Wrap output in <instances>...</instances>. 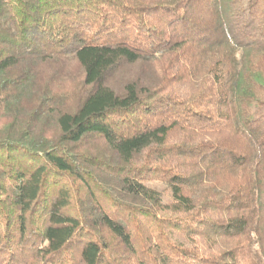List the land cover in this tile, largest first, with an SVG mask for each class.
Masks as SVG:
<instances>
[{
	"label": "trees",
	"instance_id": "16d2710c",
	"mask_svg": "<svg viewBox=\"0 0 264 264\" xmlns=\"http://www.w3.org/2000/svg\"><path fill=\"white\" fill-rule=\"evenodd\" d=\"M0 264H264V0H0Z\"/></svg>",
	"mask_w": 264,
	"mask_h": 264
},
{
	"label": "rangeland",
	"instance_id": "374dc122",
	"mask_svg": "<svg viewBox=\"0 0 264 264\" xmlns=\"http://www.w3.org/2000/svg\"><path fill=\"white\" fill-rule=\"evenodd\" d=\"M68 74L65 76L66 79L73 78V75L79 74L80 69L75 64L74 61H70L68 66ZM64 71L57 72V78L62 75ZM108 85H110L115 91L118 93H122L125 89V87L129 83H136L140 87L144 88H152L155 84L159 82L158 80V74H157V67L156 70L154 66L151 64H148V62L140 61L136 63H125L121 66L115 68L110 74V76L107 79ZM181 91L185 92L186 88L182 87L180 88ZM189 89V88H188ZM75 151V150H74ZM76 153H79L80 155L85 156H101V155H110V151L104 145L103 141L98 138H89L84 143L80 144L78 146V149L76 150ZM93 172L95 175L100 176V173L98 170H94ZM151 182V181H150ZM105 185L109 188H111V192L116 196L120 197L121 194H119L116 186V182L113 180L107 181L105 180ZM151 185H154L156 188H158L164 198V202L167 203L171 200L170 193L168 187L160 181H155L153 183H150ZM74 204L77 208L75 210H79L80 208V196L78 195V192L76 191ZM82 209H87L86 206H84ZM75 211V212H76Z\"/></svg>",
	"mask_w": 264,
	"mask_h": 264
}]
</instances>
